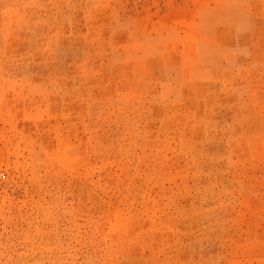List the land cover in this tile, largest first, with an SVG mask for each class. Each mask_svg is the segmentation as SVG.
Segmentation results:
<instances>
[{
    "label": "rangeland",
    "instance_id": "1",
    "mask_svg": "<svg viewBox=\"0 0 264 264\" xmlns=\"http://www.w3.org/2000/svg\"><path fill=\"white\" fill-rule=\"evenodd\" d=\"M0 264H264V0H0Z\"/></svg>",
    "mask_w": 264,
    "mask_h": 264
}]
</instances>
